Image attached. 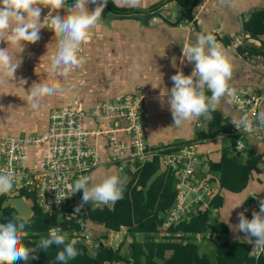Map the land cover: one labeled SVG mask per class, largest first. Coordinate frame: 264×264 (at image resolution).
I'll list each match as a JSON object with an SVG mask.
<instances>
[{"label": "crops", "instance_id": "crops-1", "mask_svg": "<svg viewBox=\"0 0 264 264\" xmlns=\"http://www.w3.org/2000/svg\"><path fill=\"white\" fill-rule=\"evenodd\" d=\"M180 1L188 0H139L135 6L128 5L123 0H108L101 20L90 29L88 39L80 46L79 56L83 62L67 73L63 68H53L60 38L48 28L41 29L38 42L24 44L22 52L18 47L0 42V48L7 46L9 52L17 55L22 61L13 80L0 74V135H38L47 130L49 114L55 108L71 106L88 109L99 101L116 99L141 86L146 94L142 117L148 147H169L180 157L203 159V163H207L210 176L216 181L220 172L212 168V164L221 161L223 156L228 159L236 157L244 165L239 179L244 182L243 187L238 191L219 187L214 195L215 200L211 199V203L213 200L219 206H212L213 203L209 206L208 203L207 208H210L211 214L206 230L196 234L177 230L172 235L168 230L169 226L179 222L164 225L161 213L166 207L158 213L162 223L157 227V231L152 233L154 239L163 241L171 237V241H192L198 246L201 254H212L219 243L247 242L250 245L249 255L264 256V249L253 251L252 242L243 238L244 234L237 232L234 227L239 223V213L243 212L250 220L253 211L258 212L260 201L264 200V174L260 169V164L264 161V141L256 139L251 131L234 129L236 123L241 124L240 115L226 95L210 107L208 114L185 120L179 126L174 124L167 101L173 86L171 76L177 69L182 70L184 75H190L194 67L183 56V48L194 43L198 35L208 33L216 37L230 58L233 68L230 88L239 90L248 87L255 93L264 94V49L261 47L264 43V33L250 37L247 31L253 24L252 12L264 8V0H198L202 3V8L191 25L188 24L190 19L181 16V11L192 5L187 3L183 6ZM73 3L74 0H67V5ZM88 8L91 11L95 5L90 3ZM49 11L46 7L42 8L41 20ZM57 14L67 15V8L51 13L53 16ZM114 14L152 16L149 18V24L141 25L133 19L108 18ZM45 19L47 20V17ZM237 36L241 38L240 42L235 41ZM44 83L50 86L58 85V90L52 95L40 98L34 106L27 97L33 87ZM206 95L210 97L211 92L206 90ZM211 111L219 114L220 125H229L228 131H219L210 125ZM261 113L264 116V100ZM83 124L85 127L102 125L93 119L84 120ZM233 140L235 143H243L241 150L245 153V162L232 150ZM90 142L98 146L103 157L107 155L108 144L105 137H92ZM44 151V145L30 146L27 165L31 168L39 167ZM158 161V168L148 182L161 173L169 172L173 177L175 195L174 173L161 163V159ZM250 161H256L253 168L248 166ZM109 166L108 169H103V166L92 169L89 172V186H94L117 172L122 179L126 178L125 183L132 181L133 184L131 172L138 166H124L121 170H118L117 166ZM236 172L238 171L230 170L233 175H236ZM14 192L16 191L12 190L11 193L5 194L6 199L13 197ZM82 194L80 190L72 195L70 203L73 212L81 203ZM29 204L31 205L30 202ZM37 204L43 209L38 202ZM103 205L105 204L90 202L83 208ZM111 205L112 203L107 204ZM192 216L181 221H188ZM213 221L217 223V230L211 228ZM67 233L68 237L75 235L78 240L84 242L91 253L95 252L98 243L115 248L124 239L127 244L131 238L124 226L118 231L107 230L102 224L89 219L83 221L80 232ZM144 235L136 232L133 236L136 240H143ZM170 253L171 250H166L165 257Z\"/></svg>", "mask_w": 264, "mask_h": 264}, {"label": "built area", "instance_id": "built-area-1", "mask_svg": "<svg viewBox=\"0 0 264 264\" xmlns=\"http://www.w3.org/2000/svg\"><path fill=\"white\" fill-rule=\"evenodd\" d=\"M201 8V2L192 5L189 25ZM240 39L235 37V41L240 42ZM225 95L240 115L241 124L236 123L234 129L251 131L256 139L264 141V123L260 119L264 94L245 87L235 90L234 95ZM145 97L143 87L139 86L116 99L99 101L88 109L55 108L49 114L47 130L38 135H0V173L14 174L12 190L17 191L19 187L32 190L44 210L59 215L62 208L71 205L74 195L71 185L80 176L89 177L92 169L109 164L117 166L118 170L124 166L135 168L159 156L161 163L175 176L173 202L161 213L164 225L189 218L207 207L217 191V181L210 176L203 159L180 157L169 147L154 149L147 146L142 117ZM87 119L102 125L85 127L83 122ZM101 136L108 144L105 157L98 146L90 142L92 137ZM37 144L44 145L45 151L39 167L31 168L27 165L28 149ZM235 147L242 149L243 143L237 141ZM260 169L264 174V161ZM57 196L65 198L57 204Z\"/></svg>", "mask_w": 264, "mask_h": 264}, {"label": "clouds", "instance_id": "clouds-1", "mask_svg": "<svg viewBox=\"0 0 264 264\" xmlns=\"http://www.w3.org/2000/svg\"><path fill=\"white\" fill-rule=\"evenodd\" d=\"M123 2L135 6L139 0ZM90 3L95 5L91 11L88 8ZM107 4L108 0H74L72 5H67V0H0V42L18 47L22 52L24 44H35L41 38V29L48 28L60 38L53 68H63L67 73L83 62L79 56L80 46L88 39L90 29L101 20ZM45 7L50 11L41 20L42 8ZM65 8L67 15H51L52 12ZM183 56L194 65L193 70L190 75H184L182 70L177 69L171 76L173 86L167 100L177 126L185 120L208 114L210 107L225 94H235V90L229 86L233 71L230 58L213 34L198 35L194 43L183 48ZM21 62L17 55L9 52L7 46L0 48V74L13 80ZM58 87L48 83L37 84L27 99L35 106L40 98L54 94ZM206 90L211 92L210 97L206 95ZM260 119L264 123V116ZM14 179V174L0 173V195L11 193ZM125 180L117 172L102 182L89 186V177L80 176L71 185V194L80 190L83 193L75 212L79 213L90 202L107 205L123 199ZM63 198L65 197L57 196L56 203L59 204ZM238 219L235 230L252 242L253 251L264 249V200L260 201L259 211H253L250 220L243 212L238 214ZM29 223V218L19 214L0 223V264H14L17 261L27 264L30 259H36L38 253L47 251L53 245L64 246L63 250L57 252L56 260L65 264L79 254L75 247L78 240L71 239L66 243L68 233L60 227L50 228L47 238L41 237L34 246L25 245L23 238L28 235L26 228Z\"/></svg>", "mask_w": 264, "mask_h": 264}, {"label": "trees", "instance_id": "trees-1", "mask_svg": "<svg viewBox=\"0 0 264 264\" xmlns=\"http://www.w3.org/2000/svg\"><path fill=\"white\" fill-rule=\"evenodd\" d=\"M198 2V0H188L180 1V4L194 5ZM251 17L253 24L247 30L249 36L264 33V8L253 11ZM261 47L264 49V43ZM253 52L259 53L260 51L253 50ZM211 112L210 125L215 126L219 131H228L229 125H220L219 114L216 111ZM158 159L159 156H154L151 161L144 162L131 172L133 184L132 181L125 183L123 199L111 206L81 208L79 213L73 212L71 205L62 208L59 215L43 210L37 204L32 191L19 187L16 192L12 193V196H24L29 200L33 209V215L29 218L30 223L26 228L28 235L23 238V243L34 246L41 237L47 238L48 230L52 227H60L64 232L78 233L82 229L83 221L89 219L102 224L107 230L118 231L124 226L131 238L127 244L124 239L115 248L98 243L95 252L91 253L84 242L78 240L75 235H70L66 243L71 239H77L78 243L75 247L79 254L75 259L67 261V264H111L113 262H124L125 264H264L263 255L257 257L249 255L250 245L247 242L219 243L212 254H201L198 246L192 241H171V237L163 241L155 240L152 233L156 232L157 227L162 223V218L158 216V213L168 207L174 197L171 173H161L155 176L150 183L148 182L158 168ZM255 162L250 161L248 166L253 168ZM212 168L220 172L217 178V190L221 187L230 191H238L243 187L244 182L239 179L244 165L236 157L228 159L223 156L221 161L212 164ZM232 169L240 172L233 175L230 173ZM216 194L217 191L214 195ZM214 195L211 199L215 200ZM6 197L5 194L0 195V223L7 222L15 214L11 207L1 206ZM212 203V206H219L213 200ZM210 214L209 207L203 208L188 221L170 225L168 230L171 234L177 230L192 234L201 233L207 228ZM211 228L217 230V223L213 221ZM136 232L145 234L143 240L134 238L133 235ZM63 247V245H53L47 251L38 253L37 258L30 259L27 264H65V262L56 260L57 252L63 250ZM166 250H171L168 257H165ZM14 264H25V262L17 261Z\"/></svg>", "mask_w": 264, "mask_h": 264}, {"label": "water", "instance_id": "water-1", "mask_svg": "<svg viewBox=\"0 0 264 264\" xmlns=\"http://www.w3.org/2000/svg\"><path fill=\"white\" fill-rule=\"evenodd\" d=\"M191 10L192 7L184 8L181 11V16L191 19ZM152 15H109L108 18H116V19H133L138 21L141 25L149 24V18ZM231 148L234 151L235 155L239 157L243 162H245V153L241 149H237L235 147V141H231ZM2 207H11L16 215L19 214L21 217L30 218L33 215V209L29 202L22 196H13L9 197L8 199L4 200L1 204Z\"/></svg>", "mask_w": 264, "mask_h": 264}, {"label": "rangeland", "instance_id": "rangeland-1", "mask_svg": "<svg viewBox=\"0 0 264 264\" xmlns=\"http://www.w3.org/2000/svg\"><path fill=\"white\" fill-rule=\"evenodd\" d=\"M105 167H107V168H105ZM109 167H110L109 165H105V166H103V169H108Z\"/></svg>", "mask_w": 264, "mask_h": 264}]
</instances>
